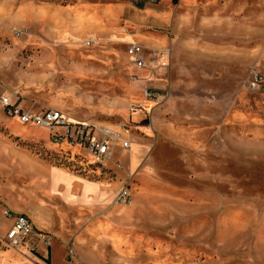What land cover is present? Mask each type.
<instances>
[{"label": "rangeland", "instance_id": "374dc122", "mask_svg": "<svg viewBox=\"0 0 264 264\" xmlns=\"http://www.w3.org/2000/svg\"><path fill=\"white\" fill-rule=\"evenodd\" d=\"M158 5L138 7L132 0H0V81L4 86L17 92L33 112L59 108L74 119L127 128L132 148H117L115 157L132 166L131 193L163 190L200 201V213L194 214L200 227L194 230L187 224L181 227L184 219L178 209L158 210L161 225L168 228H149L147 233L160 237L171 249L161 260L152 256V247L146 244L130 254H117L104 246V261L87 255L82 260L71 244H54L52 263L264 264V88L250 85L253 75L264 74V0H199L184 29L178 28L173 0ZM158 7L168 19L140 25L147 8ZM125 22L131 25L126 27ZM118 24L139 33L141 40L136 42L150 55L151 48L165 43L152 32L166 35L172 66L165 98L147 99L144 79H132L151 72L155 80L148 86L160 87L155 83L161 81L155 63L148 61L150 68L143 71L130 69L127 44L111 42L117 29H122ZM48 30L54 31L55 41ZM106 31L112 35L103 37ZM51 52L57 58L50 70ZM41 75H46L44 83L26 82ZM123 78L128 82L121 83ZM136 110H143L138 117L133 114ZM0 114L6 120L15 118L29 136L59 153L49 155L53 163L78 168L79 162H69L68 154L73 153L72 158L97 165L86 147L54 142L50 128L23 123L1 105ZM145 117L149 122L143 121ZM143 125L153 127L141 130ZM137 142L143 145L142 165ZM25 145L46 156L36 145ZM150 163L154 175H137L140 165L142 170ZM114 170L117 176H78L105 184L123 176V184L125 172ZM52 181L65 183L61 178ZM29 201L32 204V197ZM6 210L24 214L0 205V264H20V256L33 262L31 255L36 254L30 251L31 244L12 249L1 241L11 219ZM184 216L187 221L188 214ZM181 240L193 254L180 253Z\"/></svg>", "mask_w": 264, "mask_h": 264}, {"label": "crops", "instance_id": "0c3cea01", "mask_svg": "<svg viewBox=\"0 0 264 264\" xmlns=\"http://www.w3.org/2000/svg\"><path fill=\"white\" fill-rule=\"evenodd\" d=\"M163 1L160 4H162ZM173 1L176 5L178 28L184 29V23L189 19V15L194 14V11L198 9L199 0ZM125 8L124 5L123 10H125ZM147 9L149 10L148 12L145 14L142 13L145 16V20L141 22L140 25L150 20L159 24L169 17L161 7ZM129 25L131 24H126L125 22L126 27H129ZM118 26L122 27V29H117L118 35L117 37L114 36L113 40L115 41L111 42L127 44L128 48L130 43L141 40V35L139 33L132 32L130 28H124L125 26H120L119 24ZM142 28H144V26H142ZM141 30L152 32L146 29ZM152 33L156 34V38L165 40V43L161 42L159 44V46H163L162 48L156 46L153 49L151 48L153 52L160 51L163 53L158 55L155 61H152L155 63V67L159 68L158 74H160L161 77V81H155V83L157 86H160L159 89L161 90L165 88L169 89L168 70L172 66V48H167L166 45L168 41L163 32ZM107 35H112V32L106 31L103 37ZM49 36L50 39L55 41L54 31H49ZM63 43L68 44L67 42ZM41 58L42 57H39L38 59L39 63ZM56 58L54 52L49 54L47 67L50 70L53 68ZM125 60H127V58H125ZM128 67L130 69L134 67L132 62ZM86 70V74H90L89 69ZM145 77L148 78L144 80L146 85L149 83L153 84L155 79L154 76L151 77V72H147ZM45 79L46 75H41L36 76L34 79L30 78L26 82H36L40 84L44 83ZM119 80L121 83L128 82L124 78ZM134 84L137 85L136 83ZM126 94L128 95L127 92ZM135 95L136 94H134V96ZM155 104L158 105V103ZM25 108L30 109L28 106ZM55 109L61 110L59 108ZM61 111L63 112V110ZM142 111L143 110H137L133 112V114H136L138 117ZM0 119H2V121H0V205L3 207L8 206L14 211L30 216L40 229L49 234L52 244L51 248L48 249L44 243L39 242V252L34 253L36 255H28H31L34 261H28L24 256H20V264H28L29 262L33 264H47V262L53 264L52 254H54V244L65 247L71 244L74 250L78 249L77 252L80 259H85L83 256L87 255L92 259H100L101 261H104V246L111 248L117 254H130L138 246L146 244L152 247V256L161 260L171 252V249H168L166 241H163L160 237L149 236L147 233L149 228H168V225L167 227L161 225V215H159L158 210L171 212L178 209L182 213V218L184 219L181 223L182 228H185L183 224H187L185 225L187 226L186 228L192 230L200 227L198 221L194 222V214L200 213V201L192 200L191 197L193 198V196H182L178 195L180 193H172L163 190H135L132 193V200L130 203H116L115 198L122 187L123 176L116 177V179H108V181L114 183L106 184L99 182L102 180L89 181L84 177L78 176L108 175L109 173L110 175L117 176L114 169L101 173L99 168L94 164H89L85 160H81L80 157L72 158L73 153L68 154V156H71L69 162H79L80 165L78 168L53 163L49 160V155L55 156L59 153L54 152L47 142L39 141V139L29 136V134L20 127V123L15 118L6 120L3 119L0 114ZM146 120L147 118L145 117L143 121ZM97 124L113 127L111 126L112 124H106V122L101 121ZM139 127L141 130L142 128H144V130H151L150 128L153 126L143 125ZM131 134L130 131L127 134L124 132L122 133L126 139ZM21 142L23 144H20ZM25 143L36 145L38 149L40 148L39 150L45 151L47 157L33 152ZM40 143L43 145L39 146L41 145ZM139 144L141 147L138 154H141L140 158L142 165L143 145L141 143ZM117 148L126 151L120 143L113 147L111 167H114L115 162H121L115 157ZM121 163L128 168V170H133L130 163L128 165L124 162ZM151 163L145 165L142 170H139L141 167L140 165L137 175H154ZM149 168L152 172L149 171ZM53 178H61L65 183L61 185L55 184L52 181ZM20 182H28V186L24 183L21 185ZM30 188H33V190H30ZM32 192L34 193L31 195ZM31 197L32 204H30L29 201ZM184 214H188L187 221H185L186 216L183 217ZM9 221L10 223L6 228V233L14 222L13 219H9ZM113 233H118L123 236L118 235L114 238L112 236ZM31 242L35 243L36 241L28 240L24 246L29 245ZM179 244L181 254L190 255L194 253V250L185 249L184 240H181ZM126 246L129 247L126 248ZM41 250L42 253H40Z\"/></svg>", "mask_w": 264, "mask_h": 264}, {"label": "built area", "instance_id": "2783aa9c", "mask_svg": "<svg viewBox=\"0 0 264 264\" xmlns=\"http://www.w3.org/2000/svg\"><path fill=\"white\" fill-rule=\"evenodd\" d=\"M163 0H132L138 7H147L149 5H158ZM128 55L132 58L134 67L139 70H147L149 67L148 61L157 58L162 52H153L151 55L146 53V48L142 43L132 42L127 49ZM154 69V68H153ZM139 77V78H138ZM142 77V78H141ZM133 80L148 79L145 76L133 75ZM253 88H264V74L256 73L253 75L251 82ZM9 93V94H8ZM168 94V88L163 90L156 89L146 85L144 95L147 99L159 101L165 98ZM0 105L4 107L7 114L13 117H18L23 123H32L37 126L47 127L52 130V139L58 143L61 141L70 144H79L87 148L96 161V166L100 172L114 169L125 172V180L121 189L115 198L116 203L127 204L132 200L129 180L134 173L128 170L121 162H115L114 167H111L113 160V147L120 143L125 150H129L131 142L124 138L122 132L118 129L93 123L88 120H77L70 117L68 114L55 108H43L33 112L22 105V97L15 91L4 86L0 81ZM146 121L149 122V119ZM58 129H63L59 132ZM127 129V128H126ZM5 215L13 219V225L7 232V235L1 241L12 249L21 248L26 241L31 242L30 251L38 253V243H44L48 249L51 248V239L47 232L40 229L27 214H14L11 210H6ZM70 257L73 255L72 249L69 250Z\"/></svg>", "mask_w": 264, "mask_h": 264}, {"label": "bare ground", "instance_id": "6f19581e", "mask_svg": "<svg viewBox=\"0 0 264 264\" xmlns=\"http://www.w3.org/2000/svg\"><path fill=\"white\" fill-rule=\"evenodd\" d=\"M145 10H147V9H145ZM137 111V110H136ZM112 126H113V128H116V129H118L120 132H124V133H127V132H129V130L128 129H126V128H123V126L121 125V124H112ZM43 128V127H42ZM124 129V130H123ZM132 148V146L130 147V149ZM129 149V150H130Z\"/></svg>", "mask_w": 264, "mask_h": 264}]
</instances>
